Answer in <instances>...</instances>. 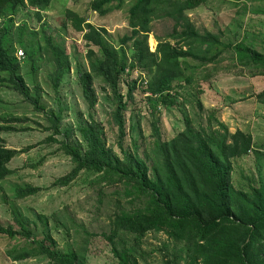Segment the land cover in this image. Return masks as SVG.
<instances>
[{
    "label": "rangeland",
    "instance_id": "rangeland-1",
    "mask_svg": "<svg viewBox=\"0 0 264 264\" xmlns=\"http://www.w3.org/2000/svg\"><path fill=\"white\" fill-rule=\"evenodd\" d=\"M92 1L53 0L40 21L34 10L27 8H21L15 17L17 26L27 23L23 33L25 45H20L16 38L9 48L20 63L19 73L27 82L30 95L39 98L38 106L44 110L14 91L11 84L2 83V78L10 75L0 72V124L6 118L21 119L12 123L15 130L2 133L6 146L19 153L7 164L11 174L0 182V222L19 229L18 222L25 221L40 240L47 241L59 252L77 253L83 264H117L114 246L119 249L132 247L140 264H164L166 259H176L173 241L165 232L150 231L138 241L127 233L114 234L115 215L137 204L124 196L122 186L93 184L98 176L84 170L67 185L58 182L75 166L62 149V141L65 138L71 143L80 141L76 130L78 123L95 120L104 129L107 146L118 156H123V151L137 152L152 167V158L148 156L157 151L156 139L170 141L185 130L184 107L196 127L209 122L215 127L219 120L230 132L240 129L253 134V150L234 160L232 175L236 189L250 191L253 186L264 184V103L258 98L264 88V76H251L249 68L233 58V48L220 46L222 53L216 63L187 59L190 68L184 76L189 81H177L170 92L173 104H165L146 90L149 75L145 70L126 71L119 83V92L128 104L123 113L125 132L120 147V132L114 120L118 97L102 78L96 77L93 81L96 104L90 107L78 81V71L90 69L88 48L82 33L75 32L70 23L63 28V22L67 9L79 12L96 27L105 28L110 44L118 52L124 49L131 62L133 52L128 44L121 45V37L131 30L128 15L136 0L105 15L90 8ZM263 12L264 0H206L186 14L198 32H212L219 36L223 45L244 41L264 54ZM44 22L48 24L47 32L60 34L59 40L64 39L63 46L70 62V72L59 89L60 99L49 77L55 69L54 63L42 58V52L36 53L35 61L26 54L29 30L36 31L40 41ZM173 25L174 21L166 17L165 12H160L159 18L151 22L148 44L152 51L156 50L158 39H165L172 33ZM20 50L25 53L23 58H17ZM131 88H135L132 99L128 98ZM59 107L63 109L61 133L52 135L53 130L45 129L51 126V111L58 112ZM28 186L39 188V191L20 198L18 188ZM15 243L20 247L28 244L24 239L14 241L0 235V264H53L44 255L14 261L6 252Z\"/></svg>",
    "mask_w": 264,
    "mask_h": 264
},
{
    "label": "trees",
    "instance_id": "trees-1",
    "mask_svg": "<svg viewBox=\"0 0 264 264\" xmlns=\"http://www.w3.org/2000/svg\"><path fill=\"white\" fill-rule=\"evenodd\" d=\"M130 1L93 0L90 8L105 15L112 10L123 9ZM205 1L136 0L129 9L131 30L121 37V45L128 44L133 52L131 62L124 49L118 52L110 44L105 28H98L79 12L67 9L63 28L70 23L75 32L82 33L88 48L90 69L78 71L83 96L93 108L96 104L93 81L100 77L118 97L114 120L120 132V147L125 132L123 113L128 104L119 92V83L126 71L145 70L149 75L146 90L165 104H173L170 92L177 81H189L184 76L190 68L187 59L216 63L222 53L220 46L233 48V58L247 66L251 76H264V54L251 44L240 41L235 45H223L219 36L212 32H198L186 11ZM52 2L0 0V72L10 75L9 78H2V83L11 84L14 91L31 100L39 110L44 108L38 106V97L30 95L27 82L19 73L20 63L9 44L18 38L17 42L25 45L23 33L27 30V23L17 26L15 20L21 8L33 9L40 21ZM160 12H165L166 17L174 21L173 31L167 38L158 39V46L152 51L148 44L150 25L159 18ZM47 26L44 22L40 41L36 31L29 30L26 54L35 61L36 53L42 52V58L54 63L55 69L49 77L56 97L60 99L59 89L70 72V62L63 46L64 39L59 40L60 34L47 32ZM134 89L129 90L128 98H133ZM258 98L264 103V88ZM197 102L202 108L200 100ZM182 109L185 130L170 141H162L160 137L156 139L157 151L148 156L152 158V167L137 152L123 151V156H118L112 147L107 146L100 123L95 120L80 121L76 130L81 142L71 143L65 138L61 143L75 166L58 182L67 185L84 170L98 176L93 184L122 186L124 196L137 201V204L115 215L114 234L127 233L138 241L150 231L165 232L173 241L176 259H166L164 264H264V184L244 191L236 189L232 183L234 160L253 150V134L240 129L230 132L219 120L215 127L211 122L196 127L187 110ZM62 112L60 107L58 112L51 111V126L45 130H53L52 135L61 133ZM211 118L212 115L209 120ZM3 120L0 124V182L11 174L7 164L18 154L16 149L6 146L2 133L15 130L12 123L21 119L12 117ZM67 132L65 135L68 137ZM50 138L53 139L52 136ZM258 166L261 171L263 166ZM17 191L18 196L24 198L37 193L39 188L20 187ZM24 222H18L19 229L0 222V235L14 241L24 239L28 243L21 247L18 243L12 244L6 252L9 258L19 261L44 255L53 264H83L77 253L57 251L47 241L40 240L37 232ZM113 251L117 264H140L130 246L120 249L114 246Z\"/></svg>",
    "mask_w": 264,
    "mask_h": 264
},
{
    "label": "clouds",
    "instance_id": "clouds-1",
    "mask_svg": "<svg viewBox=\"0 0 264 264\" xmlns=\"http://www.w3.org/2000/svg\"><path fill=\"white\" fill-rule=\"evenodd\" d=\"M20 51L22 52V54H20ZM20 51H18V54H17V58H20V57H24L25 56V53L22 51V50H20ZM5 86V85H4ZM18 153H19V151H18ZM13 160V159H12Z\"/></svg>",
    "mask_w": 264,
    "mask_h": 264
},
{
    "label": "built area",
    "instance_id": "built-area-1",
    "mask_svg": "<svg viewBox=\"0 0 264 264\" xmlns=\"http://www.w3.org/2000/svg\"><path fill=\"white\" fill-rule=\"evenodd\" d=\"M20 54H22V52L20 51Z\"/></svg>",
    "mask_w": 264,
    "mask_h": 264
},
{
    "label": "bare ground",
    "instance_id": "bare-ground-1",
    "mask_svg": "<svg viewBox=\"0 0 264 264\" xmlns=\"http://www.w3.org/2000/svg\"><path fill=\"white\" fill-rule=\"evenodd\" d=\"M152 42H153V40H152Z\"/></svg>",
    "mask_w": 264,
    "mask_h": 264
}]
</instances>
